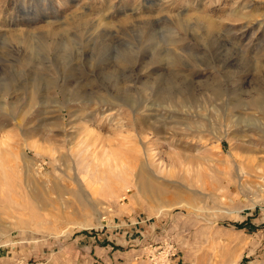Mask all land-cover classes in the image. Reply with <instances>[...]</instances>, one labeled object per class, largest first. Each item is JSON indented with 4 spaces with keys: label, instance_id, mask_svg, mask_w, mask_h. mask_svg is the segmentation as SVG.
Segmentation results:
<instances>
[{
    "label": "rangeland",
    "instance_id": "obj_1",
    "mask_svg": "<svg viewBox=\"0 0 264 264\" xmlns=\"http://www.w3.org/2000/svg\"><path fill=\"white\" fill-rule=\"evenodd\" d=\"M0 264H264V0H0Z\"/></svg>",
    "mask_w": 264,
    "mask_h": 264
}]
</instances>
